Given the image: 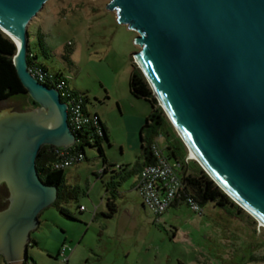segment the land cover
<instances>
[{
	"label": "water",
	"instance_id": "obj_1",
	"mask_svg": "<svg viewBox=\"0 0 264 264\" xmlns=\"http://www.w3.org/2000/svg\"><path fill=\"white\" fill-rule=\"evenodd\" d=\"M48 1L0 0L17 78L38 105L0 109V254L9 264L28 261L30 234L58 196L36 170L40 148L75 143L67 104L28 62L27 28ZM106 9L136 32L132 59L187 159L264 228V0H110Z\"/></svg>",
	"mask_w": 264,
	"mask_h": 264
},
{
	"label": "rangeland",
	"instance_id": "obj_2",
	"mask_svg": "<svg viewBox=\"0 0 264 264\" xmlns=\"http://www.w3.org/2000/svg\"><path fill=\"white\" fill-rule=\"evenodd\" d=\"M109 1L49 0L27 29L37 62L49 74L61 73L71 92L85 93L87 110L100 115L109 132L110 145L102 143L104 155L114 163V169L115 163L133 164L138 160L139 142L134 138L141 128L139 121L149 114L151 105L128 91L132 55L139 50L134 44L137 34L117 22L116 13L106 9ZM39 29L53 50L47 58L37 48L35 35ZM7 108L23 113L36 106L25 97L0 103V109ZM134 125L132 136L128 126ZM154 140L165 149L163 137ZM84 153L85 159L64 170V192L71 197H64L61 206L74 220L53 205L44 209L38 218L39 227L30 234L37 245L29 246V261L65 264L58 256L65 246L66 254L77 247L82 250L78 264H264V228L245 211L229 214L206 203L199 215L182 202L157 218L142 208L131 191L133 177L120 184L123 196L115 195L117 213L105 217L106 199L112 195L105 193L99 179L103 161L96 148L85 147ZM189 164L190 171L197 167L202 170L197 162L195 166L192 161ZM80 206L86 212L80 213ZM180 234L187 240L182 241ZM0 264H5L2 257Z\"/></svg>",
	"mask_w": 264,
	"mask_h": 264
},
{
	"label": "trees",
	"instance_id": "obj_3",
	"mask_svg": "<svg viewBox=\"0 0 264 264\" xmlns=\"http://www.w3.org/2000/svg\"><path fill=\"white\" fill-rule=\"evenodd\" d=\"M35 36L37 40L36 44L38 51L45 58H47L51 54V52H53V50H51V47L45 41L44 33L41 32V30L39 29L37 30ZM29 41L30 33L28 32L29 67L32 70L38 69L43 73V75L46 77L45 84L49 87H54L52 83L47 81L49 80V77L55 79L56 82L63 81L64 87L66 86L65 89H67V92L69 91L70 95L74 97L81 96L82 99H86V95L83 92H70L67 86V82L65 78L62 77L61 73L49 74L47 68L37 62V55L30 49ZM67 45L69 46L70 44L68 43ZM15 54L16 47L14 43L4 33L0 31V103L7 100H11L13 98L28 97L31 104L37 106V104H35L28 96L26 90L23 88L17 78L16 70L13 64V57ZM61 57H63L65 61H68V57L66 55H62ZM131 61L133 68L129 77L128 91L130 95L134 98L142 99L146 102H149L151 105V111L140 129L141 134L145 132L147 133V137L143 138V135L140 137V155L138 160L133 165H122L119 167L115 166L114 168L118 169V171L116 173L114 170L111 172V175H113V179H116V182L111 184L108 183L104 186L105 192H108L112 195L111 198L106 199V208L108 213L106 215L104 214V216L109 218L113 217L117 213L118 207L114 202V194H119L116 189L120 186V184L130 177L137 176L138 178L139 174L146 165L154 163V159L150 152V145L156 137H163L165 139V149H162L164 156L168 161L180 164L181 172L179 173V176L182 177L184 174L185 196H183L179 200H176L170 207H172L177 202H184L186 204V202L184 201V197L188 196L194 200V202L199 206V208H201V210V206L205 205L206 203H212L214 206L228 211L229 214H232L233 211L236 212L235 214L243 213L242 209L238 207L220 188H218V186L208 177V175L203 170L197 167L190 171V164L188 162L186 164L185 171L184 158L187 155L186 148L174 132L171 125L167 122L162 109L158 106L157 101L154 98L152 91L145 78L143 77L142 73L134 64L133 60ZM80 102L83 115L91 118L92 114H89L86 110V104L88 100H80ZM93 115L97 116V114ZM97 118V123L100 128L101 136L99 139L96 140V144L92 146L88 143V140L86 138L89 135V131L92 129L88 126H85L81 130H75L73 132L75 135V143L72 145V149L83 155L82 157L83 159H85V147L96 148L99 156L102 158L103 161V169L100 172V174H102L106 171L105 165H107V163L101 145L104 142L107 143V133L98 116ZM107 145L109 144L107 143ZM56 149L58 148L48 145H44L40 148L35 163L36 170L38 172L39 177L44 183L51 186H57L58 188V196L55 202L53 203V206L56 207L59 213L63 216L74 220V217H72V215L61 206L64 197L70 198L71 196L70 194L68 195L64 192V170L66 168L55 167V165L60 160V157L55 152ZM192 163H194L195 166L196 162L192 161ZM134 190L137 192L136 185L134 186ZM141 206L143 209H146L142 205V203ZM81 207L83 208V210H80ZM78 211L80 213H83L85 211V208L83 206H80ZM94 212L95 209L92 213V217L95 215ZM155 216L158 218L161 215ZM33 244H36V242L33 241ZM22 264H34V261H29L28 259L27 262H24Z\"/></svg>",
	"mask_w": 264,
	"mask_h": 264
},
{
	"label": "built area",
	"instance_id": "obj_4",
	"mask_svg": "<svg viewBox=\"0 0 264 264\" xmlns=\"http://www.w3.org/2000/svg\"><path fill=\"white\" fill-rule=\"evenodd\" d=\"M30 72L40 83L45 84L46 77L40 70H32L30 68ZM52 84L58 90L62 101L67 104L68 124L71 131H78L88 126L92 130L89 131L87 140L89 144H94L101 136L100 128L97 123V116L92 115L90 118L83 115L80 105L82 97L70 95L69 91L67 92V89H65L66 86L64 87L63 81L54 82ZM71 146L57 147L58 149H56L55 152L60 157V160L55 165L56 168H68L70 165L78 163L83 159V155L74 152ZM150 152L154 159V163L146 165L143 168L137 178L136 189L142 205L154 215H162L176 200L185 196V182L182 184L183 176H179L181 172L180 164L168 161L156 140L150 145ZM187 157L188 153L184 158L185 164L189 161H193L191 158L187 159ZM184 201L192 211L199 214L201 213V208H199L193 199L187 196L184 197ZM80 210H83V208L81 207ZM180 237L183 238L182 241L187 240L183 234H180ZM66 250L67 248L63 246L59 252L63 262L67 261L65 256Z\"/></svg>",
	"mask_w": 264,
	"mask_h": 264
},
{
	"label": "crops",
	"instance_id": "obj_5",
	"mask_svg": "<svg viewBox=\"0 0 264 264\" xmlns=\"http://www.w3.org/2000/svg\"><path fill=\"white\" fill-rule=\"evenodd\" d=\"M107 93V92H106ZM108 94V93H107ZM108 98V97H107ZM136 99V98H135ZM102 101H106V100H102ZM146 102V101H145ZM87 103H89V100H88V102ZM118 106V105H117ZM118 109H119V113H120V115H121V110H120V108H119V106H118ZM86 110H87V107H86ZM87 112L89 113V114H91L88 110H87ZM150 113V112H149ZM149 115V114H148ZM148 115L146 116V117H144V119L141 121H139V122H141V127H142V125H143V123L145 122V120H146V118L148 117ZM97 116L99 117V119H100V115L99 114H97ZM101 120V119H100ZM134 122H137L135 119H134ZM101 123L103 124V126H104V128H105V130H106V133H107V143L110 145V142H109V132H108V130H107V128L105 127V125H104V123L101 121ZM128 128L129 129H131V131H129V134H131L132 136H134V130L136 129V125H134V126H128ZM141 129V128H140ZM139 134H140V136H139ZM139 134H138V137H136V134H135V141L136 142H139V147H140V137L143 135V134H141V131L139 130ZM129 145H131V142L129 141ZM102 146V145H101ZM102 149H103V146H102ZM104 151V150H103ZM106 163H107V165H105L106 166V171H105V173H102V174H100L99 175V179L102 181V184H103V186H105L106 184H108V183H115L116 182V179H113V175H111V172L114 170L115 171V173L118 171V169H112L111 168V165L112 164H114V163H110V162H108L107 161V159H106ZM119 163H115V166L116 165H118ZM134 164V163H133ZM133 164H130V163H127V164H119L118 166H116V167H119V166H122V165H133ZM113 166V165H112ZM102 169H103V165H102ZM101 169V170H102ZM115 175V174H114ZM133 183H132V186H131V191L137 196V198H139V196H138V194H137V192L134 190V186L136 185V181H137V176H133ZM124 182V181H123ZM120 186L116 189V191H118L119 192V194H114V198H115V195L117 196H123V193L122 192H120ZM110 190V189H109ZM106 193V192H105ZM106 194H108V192L106 193ZM139 201H140V198H139ZM140 203H141V201H140ZM180 203L179 202H177V203H175L172 207H177L178 205H179ZM171 208V207H170ZM169 208V209H170ZM168 209V210H169ZM84 212H86V209H85V211ZM33 241L34 240H32L31 239V243L29 244V246H33V245H37V243L36 244H33ZM35 242V241H34ZM29 246H28V248H29ZM67 251V250H66ZM58 254H59V252H58ZM83 253H82V250L81 249H79V247H77V248H75L74 250H71L70 251V253L69 254H66V252H65V256H66V258H67V261L66 262H64L65 264H78L81 260H80V258H81V255H82ZM59 256V255H58ZM0 257H2L3 258V260L5 261V264H9V263H7V261L5 260V258L0 254Z\"/></svg>",
	"mask_w": 264,
	"mask_h": 264
},
{
	"label": "flooded vegetation",
	"instance_id": "obj_6",
	"mask_svg": "<svg viewBox=\"0 0 264 264\" xmlns=\"http://www.w3.org/2000/svg\"><path fill=\"white\" fill-rule=\"evenodd\" d=\"M48 82H50V83H56V80L55 79H53L52 77L51 78H49V80H48ZM62 100V99H61ZM82 100H88V98H86V99H82ZM33 105V104H32ZM35 105H33V107H34ZM38 106V105H37ZM36 106V107H37ZM86 139H88V136H87V138ZM96 144V141L94 142V144H91L92 146L93 145H95ZM71 149H72V146H71ZM73 150V149H72ZM74 152H76L75 150H73Z\"/></svg>",
	"mask_w": 264,
	"mask_h": 264
},
{
	"label": "bare ground",
	"instance_id": "obj_7",
	"mask_svg": "<svg viewBox=\"0 0 264 264\" xmlns=\"http://www.w3.org/2000/svg\"><path fill=\"white\" fill-rule=\"evenodd\" d=\"M192 159V158H191ZM193 161H196L199 165H200V163H199V161H197V160H195V159H192ZM250 215V214H249ZM251 216V215H250ZM253 217V216H252ZM254 218V217H253ZM255 219V218H254ZM255 220H257V219H255ZM258 221V220H257ZM259 223V222H258ZM259 226L260 227H262L260 224H259Z\"/></svg>",
	"mask_w": 264,
	"mask_h": 264
},
{
	"label": "clouds",
	"instance_id": "obj_8",
	"mask_svg": "<svg viewBox=\"0 0 264 264\" xmlns=\"http://www.w3.org/2000/svg\"><path fill=\"white\" fill-rule=\"evenodd\" d=\"M196 162V161H195Z\"/></svg>",
	"mask_w": 264,
	"mask_h": 264
}]
</instances>
